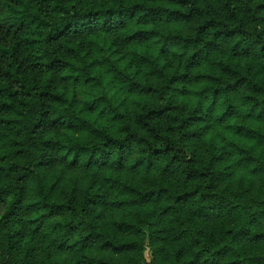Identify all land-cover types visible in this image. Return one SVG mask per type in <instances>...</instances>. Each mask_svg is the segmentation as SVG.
I'll return each instance as SVG.
<instances>
[{"label": "trees", "instance_id": "1", "mask_svg": "<svg viewBox=\"0 0 264 264\" xmlns=\"http://www.w3.org/2000/svg\"><path fill=\"white\" fill-rule=\"evenodd\" d=\"M264 264V0H0V264Z\"/></svg>", "mask_w": 264, "mask_h": 264}, {"label": "rangeland", "instance_id": "2", "mask_svg": "<svg viewBox=\"0 0 264 264\" xmlns=\"http://www.w3.org/2000/svg\"><path fill=\"white\" fill-rule=\"evenodd\" d=\"M143 256H144V263L143 264H152L150 262L149 251H148L147 247H145V249H144Z\"/></svg>", "mask_w": 264, "mask_h": 264}]
</instances>
